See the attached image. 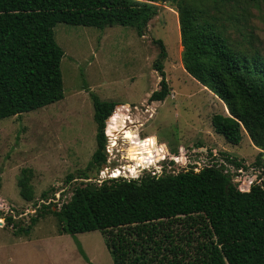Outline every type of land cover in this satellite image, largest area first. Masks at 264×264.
<instances>
[{"label": "trees", "instance_id": "trees-1", "mask_svg": "<svg viewBox=\"0 0 264 264\" xmlns=\"http://www.w3.org/2000/svg\"><path fill=\"white\" fill-rule=\"evenodd\" d=\"M159 1L0 0V120L63 99L64 52L54 39L57 24L98 30L130 27L142 36L157 15ZM175 1L183 68L217 96L229 114L212 117L215 132L237 146L244 131L255 148L264 150V57L232 47L217 17L202 4ZM156 43L160 52L153 67L161 80L149 102L169 95L163 71L166 51L161 41ZM85 90L93 106L97 145L87 170H99L106 162V120L109 134L127 106L116 108L117 103ZM262 156L259 153L247 167L228 153L210 152L208 166L198 172L182 169L129 181L111 179L93 191L90 185L74 189L75 199L58 212L56 206L42 205L40 210L57 218L59 235L99 231L113 264H264ZM226 165L237 171V180ZM249 168L261 169L251 184L239 173ZM31 177L32 171L23 169L17 180L26 202L34 200ZM40 216L32 217L30 226ZM30 226L23 231L28 233Z\"/></svg>", "mask_w": 264, "mask_h": 264}, {"label": "rangeland", "instance_id": "rangeland-1", "mask_svg": "<svg viewBox=\"0 0 264 264\" xmlns=\"http://www.w3.org/2000/svg\"><path fill=\"white\" fill-rule=\"evenodd\" d=\"M193 1L217 17L232 47L264 57V0ZM155 5L157 15L142 36L122 26L103 30L66 24L54 27V39L64 52L60 63L63 99L0 120V264H113L99 231L58 235L57 218L40 210L47 205L56 206L58 212L71 200L74 189L96 188L111 180L113 168L122 175L137 164L131 175L138 178L156 169L166 174L182 169L198 172L208 166L210 152L228 153L247 167L262 153L264 162V150L255 149L244 131L237 146L215 132L212 117L229 114L225 104L183 68L177 2L160 0ZM156 41L166 51L163 71L169 95L163 101L149 102L161 80L153 67L160 52ZM85 89L102 101L117 103L116 108L127 106L110 130L115 132L107 134L106 120L105 149L115 141L111 165L105 162L99 170H87L97 145L93 106ZM153 151L157 156L148 162ZM104 166L109 169L100 180ZM23 169L32 171L31 202L19 195L17 180ZM225 169L238 179L233 167ZM260 172L249 168L239 173L242 179L254 181ZM4 207L12 212L3 213ZM36 214L41 216L30 226ZM8 217L13 225L6 226ZM29 226V232H24Z\"/></svg>", "mask_w": 264, "mask_h": 264}, {"label": "built area", "instance_id": "built-area-1", "mask_svg": "<svg viewBox=\"0 0 264 264\" xmlns=\"http://www.w3.org/2000/svg\"><path fill=\"white\" fill-rule=\"evenodd\" d=\"M114 141L115 140H113L111 143H109V145H107L106 149H104V151H105V153H106V155L108 157L107 160H106V163H108V165H111V163H110L111 161L109 160V157H111V152L110 151H111V148L113 147ZM156 156H157L156 155V152L153 151V154L150 156V158H149V156H147L148 158H146V159H147L148 162H150V161H153ZM157 162H158V160L154 164H157ZM152 163L153 162H151V164ZM135 166L133 168H131V169H128L127 172L126 171L125 172H122L123 173L122 175H120V172H119L120 170L119 169L113 168L111 170V172L109 173L110 174L109 175L110 177H108V178L109 179H121V180H125V181H129V180H132V179H138V177H133V175H131V174H133L135 172V170L138 169V168L136 169ZM161 168H162V166H161ZM163 168H164V166H163ZM108 169L109 168H106L104 166L103 170L100 172V176H99L100 180H103L104 178H106L105 174L108 172ZM118 174H119V177L116 178L118 176ZM146 174H150L151 176H160V175L166 174V173H164L162 169H156L154 172H149V173H146ZM234 174L237 175V173H234ZM0 204H1L0 207H2L3 206L2 202H0ZM4 208H5V210H4L3 213L7 214L8 212L9 213L12 212L10 207H4Z\"/></svg>", "mask_w": 264, "mask_h": 264}, {"label": "water", "instance_id": "water-1", "mask_svg": "<svg viewBox=\"0 0 264 264\" xmlns=\"http://www.w3.org/2000/svg\"><path fill=\"white\" fill-rule=\"evenodd\" d=\"M263 159H264V157H263ZM255 178H256V177H254V180H255ZM252 179H253V178H252ZM94 189H95V186H91V187H90V190H91V191H93ZM75 197H76V196H73V197L71 198V200H74ZM65 206H66V203H64V204L62 205L61 209H64Z\"/></svg>", "mask_w": 264, "mask_h": 264}, {"label": "bare ground", "instance_id": "bare-ground-1", "mask_svg": "<svg viewBox=\"0 0 264 264\" xmlns=\"http://www.w3.org/2000/svg\"><path fill=\"white\" fill-rule=\"evenodd\" d=\"M115 131H110L109 133H113ZM246 179H248V184H251L253 182V179L251 177H247Z\"/></svg>", "mask_w": 264, "mask_h": 264}, {"label": "crops", "instance_id": "crops-1", "mask_svg": "<svg viewBox=\"0 0 264 264\" xmlns=\"http://www.w3.org/2000/svg\"><path fill=\"white\" fill-rule=\"evenodd\" d=\"M198 83V82H197ZM112 116V115H111ZM251 142V141H250ZM251 144H252V142H251ZM252 146H253V144H252ZM254 147V146H253ZM255 148V147H254ZM256 149V148H255ZM59 235V234H58ZM63 235H66V234H63Z\"/></svg>", "mask_w": 264, "mask_h": 264}]
</instances>
